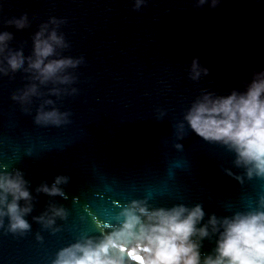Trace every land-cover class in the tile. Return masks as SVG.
<instances>
[{
	"label": "water",
	"instance_id": "water-1",
	"mask_svg": "<svg viewBox=\"0 0 264 264\" xmlns=\"http://www.w3.org/2000/svg\"><path fill=\"white\" fill-rule=\"evenodd\" d=\"M134 6L135 0H0V32L14 34L13 50L31 55L32 37L55 17L65 21L58 31L70 45L61 55L84 61L69 70L76 80L66 87L76 93L46 97L71 113V123L59 128L34 124L39 100L26 114L12 99L30 83L27 73L0 76V171L22 172L36 198L25 217L28 232L7 231L4 218L0 264H52L62 248L112 231L133 200H146L149 208L200 204L207 221L252 210L264 196V178L248 179L232 152L186 123L178 139L176 128L203 92L243 91L254 72L264 71V0H221L215 8L211 0ZM25 13L30 26L24 30L4 23ZM197 57L209 74L193 81ZM59 175L70 178L61 185L66 198L36 193ZM50 202L67 215L44 228L33 217ZM214 247L215 238L205 239L202 256Z\"/></svg>",
	"mask_w": 264,
	"mask_h": 264
},
{
	"label": "clouds",
	"instance_id": "clouds-1",
	"mask_svg": "<svg viewBox=\"0 0 264 264\" xmlns=\"http://www.w3.org/2000/svg\"><path fill=\"white\" fill-rule=\"evenodd\" d=\"M206 2L198 0V6ZM220 2L211 0V7ZM144 3L145 0H135L134 10L138 11ZM4 23L17 30L30 26L27 13ZM63 23L52 17L41 24L32 37V53L27 57L23 47L13 50L9 46L14 39L12 32H0V76L21 70L28 74L30 83L13 94L12 99L23 106L26 114L31 113L33 99L39 100L33 122L41 127L59 128L71 123V113L60 111L56 101L46 97L60 99L76 93L77 89L66 87L76 80L69 70L84 62L83 57L61 55L70 47L58 31ZM208 74L209 69L199 63L198 57L194 58L190 79L198 81ZM163 116L161 112L160 118ZM185 123L203 140L232 152L234 165L243 168L248 179L264 178V71L254 72L243 91L233 90L228 95L203 92L191 103L183 121L176 125L178 139L184 138ZM174 147L183 149L179 143ZM225 171L232 175L228 169ZM235 178L243 183L242 177ZM69 179L56 176L51 186L42 183L35 191L66 198L61 185ZM35 199L22 172L0 171V228L7 218V231L28 232L31 224L25 217L33 211ZM66 215L63 206L50 202L46 211L33 219L44 228H52L56 218L64 219ZM205 215L200 204L149 208L146 200H133L118 214V226L112 231L99 237H83L62 248L52 264H264V196L259 198L256 208L246 212L223 217L212 214L207 221ZM212 238H215V247L202 256L203 241ZM37 239L42 237L38 235Z\"/></svg>",
	"mask_w": 264,
	"mask_h": 264
},
{
	"label": "trees",
	"instance_id": "trees-1",
	"mask_svg": "<svg viewBox=\"0 0 264 264\" xmlns=\"http://www.w3.org/2000/svg\"><path fill=\"white\" fill-rule=\"evenodd\" d=\"M142 259H143V257H142Z\"/></svg>",
	"mask_w": 264,
	"mask_h": 264
}]
</instances>
